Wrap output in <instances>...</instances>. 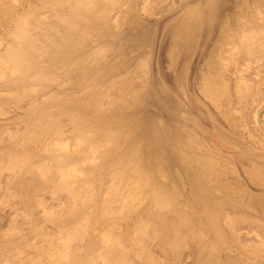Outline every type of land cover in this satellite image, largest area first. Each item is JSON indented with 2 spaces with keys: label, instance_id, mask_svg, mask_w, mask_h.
Wrapping results in <instances>:
<instances>
[{
  "label": "rangeland",
  "instance_id": "374dc122",
  "mask_svg": "<svg viewBox=\"0 0 264 264\" xmlns=\"http://www.w3.org/2000/svg\"><path fill=\"white\" fill-rule=\"evenodd\" d=\"M45 1L0 0V55L16 44L11 34L19 16H31L29 31L38 50L57 35L55 30L66 31L63 20L70 0L55 9ZM205 2L124 0L116 7L105 6L104 16L90 24L73 54L81 72L66 73L57 50L48 48L46 57L36 54L42 56L37 57L38 70L53 77L42 85L29 76L23 87H14L0 69V264H71L58 258L69 247L70 256L78 254L87 264L91 253H103L100 236L109 233L123 244L129 264L207 262L212 236L200 235L201 208L190 198L183 176L151 183L178 185L179 211L196 225L194 234L176 228L178 215L156 207L150 185L144 187L130 171L112 168L106 160L87 159L111 147L104 130L110 127L109 118L120 114L141 120L144 131L162 124L184 143L192 139L195 153L214 160L216 173L204 184L213 189L209 199L222 213L225 233L215 264H264V188L250 175L254 168L264 171V0H222L212 27L203 23L185 28L189 14L203 10ZM225 21L231 24L235 43L244 34L249 41L231 45L225 56L232 63L228 95L218 108L201 90L208 56L217 46L219 22ZM95 106L99 109L93 113ZM70 110H80L89 126L104 114L96 130H87L91 143L80 139L76 144L82 132L69 119ZM53 120L58 128L51 132ZM60 145L67 147L68 158ZM125 151L122 146L118 154ZM11 155L26 158V163L10 168ZM61 159L79 169L71 185L75 196L58 177L44 179L38 171ZM166 171L171 174V166ZM82 225L87 230L80 229ZM141 225L149 228L142 244L137 238ZM73 234L86 237L72 242L68 237ZM178 236L180 246L171 249ZM66 240L70 246L66 243L65 248Z\"/></svg>",
  "mask_w": 264,
  "mask_h": 264
},
{
  "label": "bare ground",
  "instance_id": "6f19581e",
  "mask_svg": "<svg viewBox=\"0 0 264 264\" xmlns=\"http://www.w3.org/2000/svg\"><path fill=\"white\" fill-rule=\"evenodd\" d=\"M123 1L124 0L68 1L67 5H69V15H67V19L64 18L65 20H63V23L65 22L67 25L66 31L59 32L58 30H55L54 32H57V35L54 37H50L49 39L47 38L46 45L43 44L42 46V44H40L42 46L41 47L39 45L40 50H38L39 48L37 49V41L34 40L29 31L31 16H19L16 22V29L11 34V38L16 44L14 46L11 45L6 47L3 53L0 55L1 77H3L4 80L7 77L8 83L17 88H20L21 86L23 87V85L26 83V80L29 79V76L33 77L34 81L32 82H35V84L39 85H42L47 81H51L53 77L50 76V74H48L47 72L39 71V66H37L39 65L38 58L40 59L44 55L46 57V53L48 54L50 52L48 48H51L52 50H57L60 53L58 54L60 56L62 55L61 57H64L63 62L60 63V67L66 73H70L73 70H80L81 72L82 64L80 63V61L73 59V54L75 53L77 47H79V45L83 42L84 37L87 35V29L89 28L92 22L94 23V21L102 19L106 11L105 6L116 7L123 3ZM205 1V6L202 8L203 10L200 9L201 12H199L200 10H197V12H191L192 14H189L190 16L186 21V27H183L189 29L190 26L196 27L203 23L208 27H212L215 23H217V13L222 0ZM44 3L48 7L55 9V7H59L62 5L63 0H46ZM137 24L138 22L135 20L134 25L136 26ZM219 24L220 26L217 46L215 45V50H213V52H211V55L208 56L209 60L207 61L208 64L206 73L205 75H203L204 78L202 81L201 90L203 93L202 95H204V97L208 99V101H210L214 106L218 108L228 95L227 76L229 73V67L232 63L230 64V61L225 56L231 48L235 47V44H245L249 41L244 34L243 37L240 39V43H235L236 40L234 39L233 34L231 33V24L227 21L219 22ZM187 32L188 31H186L185 33ZM38 53L42 56L38 57ZM36 54L38 55V58L36 57ZM141 98L143 99V97H140L139 99ZM139 102L142 103L140 100ZM95 108L96 110L93 113H96V111L98 112V106H95ZM78 111L76 113L75 111L67 112V115L69 114L68 116H70L69 119L71 118L73 121L77 122L78 128L76 127V129H78V132L79 130L80 132H82L81 135H78V138L76 137L77 139L75 138V141L77 140L76 144L81 143L80 139L85 140L87 143H91V139H93V137H90V132L87 133V130H96L95 126L99 123V121H101V117L104 114L101 115L100 112L99 115H101V117H98L96 115L97 117L95 116L96 120L93 122V126H89L91 122H88V124L87 119L84 118L85 116L83 117L82 112L80 110ZM119 116H117L118 118L111 116L113 119L109 118L110 127L107 126L109 127L108 131L104 130V138L111 144V147L106 148L104 150L105 152L103 153H100L99 151H94L92 152L90 158L87 159H92V161L94 162H97V160L99 159L100 161L101 159H103L104 161L106 160L107 162H105L107 164L110 163L109 165H111L112 168L114 167L115 169L124 172L130 171L131 174L138 181V183H141L144 187L150 185L152 194L155 199L156 207L160 211H165L178 215L179 223L176 228L178 230L184 228L187 229V231H189L191 234H194L196 225L193 224L194 222L191 220V218H188L184 214H181L179 211V205L181 201L180 191L178 187H176L178 185L174 183L176 181L173 182L174 184L172 183L173 186H171V188H168L167 186L158 183H151L154 179L163 180L165 177H168L171 180V178L174 177L176 178V180H178V178L180 179V176H183L189 188L188 192L190 198L201 208L200 214L197 213L199 215L197 218V223L199 224L198 228L201 232L200 235L203 237L207 235L212 236V240L209 242L207 247L209 257L207 258V262L203 263L215 264V258H217V255L221 254L220 248L224 246L225 243V233L220 222L222 219V213L220 212V210H218L219 207L217 208L216 204H213V202H211V200L209 199L210 195H212L211 193H213V189L208 187V185L206 186L204 184V180L206 178L209 179L214 175V173H216L215 168L217 166L214 164V160L212 161L211 158H208V156H205V158L204 156H200L201 154L198 155L197 153H195L196 149L194 151V148L191 147V144L193 142L190 144L192 139H188L189 141L186 139L189 142L186 144L179 139H182L181 136H179L178 138L173 132L170 133L167 127H162V124L152 125L148 129L144 127V131V129H142L143 126L141 127L143 123L140 125L141 120L139 121L138 118L135 119L126 117V119H124L125 117H123L122 115L121 116L123 118ZM262 119L264 123V116ZM55 122L56 121L53 120L49 125L51 127V132V129H55L57 127V122ZM100 124L102 125V123ZM57 128L55 129V131L57 130ZM90 128L92 129L89 130ZM46 130L49 129L47 128ZM78 132L77 134L80 133ZM120 145L121 147L123 146V148L125 147L126 151L124 153L118 154L121 148H119L118 146ZM60 147L62 156H67L68 158L69 152H67L66 150L67 147L65 145H60ZM66 160H55L54 165H49L50 167H41L38 171L42 178L44 177V179L58 177L64 184L63 188L68 191V193L73 194L74 192L76 193V190L74 188H71V185L73 181L75 183V180H77L76 177L79 176L78 174H80V172L77 174V171L79 169L75 170L76 167L74 166V164H70V162L67 163L68 160ZM9 161L10 162H8V164H10L11 167L9 165L8 166L10 168H14L20 163H26V158L17 155H11L9 156ZM68 165H70V167L72 168H75L71 169ZM169 166H171L172 169L171 174H169V171H166L167 167ZM263 172L259 168H254L250 172V175L257 182L258 185L264 188ZM97 175H99V172ZM75 193L73 196H75ZM191 205L192 204H190V206ZM90 221L88 220L89 224L91 223ZM86 225L88 224L86 223ZM83 227L84 225H82V228L80 229L85 228V230H87V226H85L84 228ZM147 228L148 226L141 225L137 229V238L140 240L138 242L141 244L142 237L146 235L145 233ZM85 230H80V232L84 231L85 233ZM78 231H76V235L77 233H80ZM84 233H82V235ZM74 234L70 236L71 238L68 237V240L76 241L77 236ZM82 235L81 237L87 234H84L83 236ZM102 235L100 236V238L102 237L100 244L103 246L102 248L104 249V251L103 249H101V252L103 251V253H98V256L95 254V256L97 257L92 255V253L91 255L89 254L90 261L88 260L87 256V261H89L87 264H97L98 259L102 260L105 264H129L126 256L127 252L125 254L123 251L124 247L122 246L123 249L121 248V241L119 242L118 240L114 239L115 236L113 237V235L112 238L110 233L106 235L104 234L103 236ZM85 237H83V239ZM83 239L77 238V240L79 241H82ZM180 242L181 240L179 236L176 237L170 243L171 249L173 248L174 250H176L180 246ZM66 243L69 245L68 241L66 240L64 244V246L66 245L65 248L68 247ZM139 243L138 246L141 245H139ZM66 249L70 250V247ZM68 251L66 253L63 252L65 254L61 257H58L60 258L59 260L63 258L64 260H68V262H70L71 264H83L82 262H80V260L82 261L83 258H76V255L78 254H76L73 258L72 256L74 255L70 256V252L68 253ZM61 261L62 263L66 262H63V260Z\"/></svg>",
  "mask_w": 264,
  "mask_h": 264
}]
</instances>
